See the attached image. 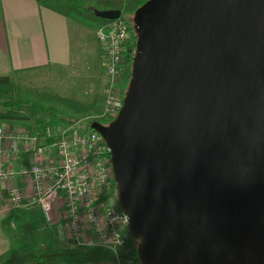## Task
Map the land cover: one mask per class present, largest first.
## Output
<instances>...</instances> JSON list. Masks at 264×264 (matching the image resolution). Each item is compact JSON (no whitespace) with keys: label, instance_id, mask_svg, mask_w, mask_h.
I'll return each instance as SVG.
<instances>
[{"label":"water","instance_id":"95a60500","mask_svg":"<svg viewBox=\"0 0 264 264\" xmlns=\"http://www.w3.org/2000/svg\"><path fill=\"white\" fill-rule=\"evenodd\" d=\"M134 22L123 105L90 127L142 264H264V0H149Z\"/></svg>","mask_w":264,"mask_h":264},{"label":"built area","instance_id":"2783aa9c","mask_svg":"<svg viewBox=\"0 0 264 264\" xmlns=\"http://www.w3.org/2000/svg\"><path fill=\"white\" fill-rule=\"evenodd\" d=\"M134 30L123 22L98 30L107 75L102 117L108 120L115 119L123 105L116 83L123 72L126 48L133 43ZM74 128L47 125L45 132L50 141L43 143L29 131L14 132L0 126V157L14 158L21 153L45 157L54 149L58 152L56 161H38L18 169L0 162V185L16 176L26 179L34 201L48 221L53 218L54 204L62 200L75 245L99 246L116 254L114 261L91 264H138L125 248L123 231L129 224L128 216L113 202L116 182L111 147L93 128L84 131ZM4 196L12 207L24 204L25 192L20 186L0 189V197Z\"/></svg>","mask_w":264,"mask_h":264},{"label":"crops","instance_id":"0c3cea01","mask_svg":"<svg viewBox=\"0 0 264 264\" xmlns=\"http://www.w3.org/2000/svg\"><path fill=\"white\" fill-rule=\"evenodd\" d=\"M82 28L85 27L57 12L41 7L35 0H0V75H11L23 68L48 66L54 85L56 87L58 85L62 92H66L61 84V76L64 74L68 76L78 61L87 56L86 48L91 42L92 33H95L99 54L104 58L98 30L85 28L88 31H84ZM76 39L81 41L80 46L76 44ZM88 77L91 83L90 86L89 84L86 86L94 89L97 78L91 74ZM98 80L101 82V79ZM102 87L104 88V84ZM88 97H86L87 101ZM89 104L91 108L92 102ZM47 120V122L38 120L26 127L14 124H0V126L14 132L29 131L38 135L43 143H48L50 139L46 135L45 128L47 125L55 126V123ZM56 160H58L56 149L45 157L31 153H21L14 158L0 157V162L16 169L30 166L38 161ZM13 185L23 188L25 200L21 207L15 208L9 204L6 196L0 197V255L11 249L54 248L50 247L51 242L59 240L62 234L60 226L63 223L60 216L63 214L64 217L63 201L60 200L53 206L55 214L50 221L51 226L38 225L37 220L43 222L47 218L39 204L34 201L30 184L23 177L16 176L0 185V189L5 190ZM65 230L69 232L68 226ZM69 238L68 234L65 246L69 245L71 240ZM130 246H127L125 241V248L130 249Z\"/></svg>","mask_w":264,"mask_h":264},{"label":"trees","instance_id":"16d2710c","mask_svg":"<svg viewBox=\"0 0 264 264\" xmlns=\"http://www.w3.org/2000/svg\"><path fill=\"white\" fill-rule=\"evenodd\" d=\"M41 7L57 12L77 24L90 29L99 30L109 27L115 22H123L135 29L134 16L136 11L149 0H92L87 4L84 0H35ZM98 10H120L122 15L117 20H108L96 15ZM128 16H132L129 19ZM133 43L125 51L124 63L128 66L121 75L120 82L129 83L133 76V59L137 52V31H133ZM43 73L49 77L48 66L29 67L18 69L11 75H0V124H14L26 127L32 125L40 116H47L49 120H60V123H77L90 115V104L86 101L52 95L53 104H46L39 99H31L21 88L24 75ZM50 79V78H49ZM44 89L51 88V84L42 85ZM59 105L58 107L55 105ZM114 119L101 121L109 124ZM93 122V121H92ZM88 124L90 127L91 123ZM113 193L118 196L116 183ZM105 198V197H104ZM138 246L130 251L138 264H142L138 253ZM116 254L113 251L99 246L79 248L71 239L68 246L50 249H23L8 250L0 255V264H91L103 261H114Z\"/></svg>","mask_w":264,"mask_h":264},{"label":"rangeland","instance_id":"374dc122","mask_svg":"<svg viewBox=\"0 0 264 264\" xmlns=\"http://www.w3.org/2000/svg\"><path fill=\"white\" fill-rule=\"evenodd\" d=\"M87 4H92V0H84ZM129 19H132V16H128ZM84 31H88L85 28H82ZM97 31V30H96ZM88 33V32H86ZM92 33V32H91ZM90 44L86 48L88 50L87 56L85 58L81 59L80 62L76 64L75 67H73L69 72V75H63L61 76V84L64 86L66 92H62L60 87H57L54 85L52 80V74L50 70L49 77L45 76L43 73H35V74H26L24 75V80L21 82V88L25 95H28L31 99H39L42 100L44 103L50 105L53 104L52 95L58 94L63 97H74L86 102H92L90 115L85 120H79L77 123H66L64 125L60 124V120L56 118L57 120L53 119L52 122L55 123V125H62L64 127L72 126L75 127V130H89L88 124L92 121H105L108 119H105L102 117V107L105 97V89L107 84V75L105 70V64H104V58L100 56L98 51V46H96L95 42V33H92L90 38ZM76 44L80 46L81 41L79 39H76ZM99 44V42L97 43ZM128 66L125 64L123 68V72L120 74L118 78V83H116V92L118 93L119 99H124V96L127 92L128 85L126 83L120 82V77L123 75L126 71ZM93 73V74H92ZM94 75L97 78V82H95V88L89 89L86 84H89L90 86V78L88 75ZM50 78V79H49ZM101 79V82L100 80ZM48 85L51 84V88L44 89L42 85ZM104 84V88L102 85ZM80 87V88H79ZM77 90V91H76ZM74 91V93H72ZM87 91V93H86ZM87 96L88 101H87ZM88 102V103H89ZM55 105V104H54ZM59 106V105H55ZM101 107V108H100ZM47 116H40L35 119V121L38 120H44L47 122ZM113 202L120 207L119 199L116 193H113ZM53 214H55V209H53ZM63 214L60 216L61 222L63 223L60 228L62 234H60V238L57 241H52L50 247H56V246H65L68 241V234L70 237V233L65 232L67 227V220L64 214V217H62ZM66 220V221H65ZM60 221V220H59ZM38 225L42 226H51L52 223L50 221H40L37 220ZM49 224V225H48ZM68 231V230H67ZM124 238L126 241V245L130 246L128 251H131L132 248L134 249L137 247L138 242L133 238L131 232L129 231L128 225L123 231ZM71 239V238H69ZM127 249V248H126Z\"/></svg>","mask_w":264,"mask_h":264},{"label":"flooded vegetation","instance_id":"af4514ba","mask_svg":"<svg viewBox=\"0 0 264 264\" xmlns=\"http://www.w3.org/2000/svg\"><path fill=\"white\" fill-rule=\"evenodd\" d=\"M137 241V240H136ZM138 242V241H137ZM137 246H138V244H137Z\"/></svg>","mask_w":264,"mask_h":264}]
</instances>
